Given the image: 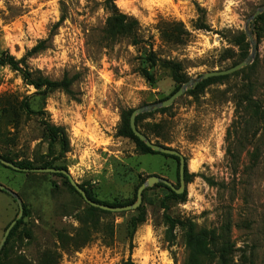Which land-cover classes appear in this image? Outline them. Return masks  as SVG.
Returning <instances> with one entry per match:
<instances>
[{
    "label": "rangeland",
    "instance_id": "1",
    "mask_svg": "<svg viewBox=\"0 0 264 264\" xmlns=\"http://www.w3.org/2000/svg\"><path fill=\"white\" fill-rule=\"evenodd\" d=\"M103 2L0 0V57L8 55L20 69L38 71L50 81L73 79L74 96L62 91L35 96L20 72L0 65V159L35 168L52 163L65 168L95 201L132 205L150 176L178 189L179 164L119 137L122 112L162 102L202 74L243 62L251 52L246 21L264 0H118V11L139 23L144 44L138 46L104 40ZM61 16L64 21L47 49L29 55ZM248 30L255 44L250 65L205 84L196 97L186 93L165 113L143 114L137 121L151 143L183 157L181 197L168 187L145 189L140 206L145 221L131 234L137 210L95 212L90 219L84 213L87 203L57 174L29 175L0 164V185L23 207L0 264H122L128 259L221 264L224 245L225 264H264V13ZM144 47L158 60L150 69L153 84L139 74L148 67L141 62ZM24 102L28 110L20 107ZM247 106L259 107L263 118H245ZM42 121L65 129L69 151L64 156L48 146ZM5 193L0 192V241L19 212Z\"/></svg>",
    "mask_w": 264,
    "mask_h": 264
},
{
    "label": "trees",
    "instance_id": "2",
    "mask_svg": "<svg viewBox=\"0 0 264 264\" xmlns=\"http://www.w3.org/2000/svg\"><path fill=\"white\" fill-rule=\"evenodd\" d=\"M117 1L118 0H104V2H103V8L108 14V17L106 18V21H105V24H104V29L102 31L104 40L106 42H108V45H112V44L118 43L121 40L130 41L132 46H138L140 44H144V42L142 40H140L139 35H138L139 23L134 18L120 13L118 11V9L116 8V6H115V3ZM63 21H64V17L61 16L59 21L53 25L48 38L43 40V41H40L30 51L29 55L36 54V53H39V52L47 49V45L46 44L49 43L52 40V38L55 35L56 30L59 28V26L61 25V23ZM173 30H178V29L173 27ZM235 34H236V36H238V38L240 40L243 41V35H241V33H235ZM141 53H142V58H141L142 65L145 64L148 67L142 66L139 69V74L149 84H153L155 82V80H154L153 75L150 73V69L153 68L156 65V63L158 62L156 54L151 49H146V47H144L142 49ZM164 64H169L170 65L172 63L169 61V62H165ZM0 65L1 66H8L12 70L20 72L22 77H23V80L25 81V83L28 86L33 87V89L36 91V95L35 96H39V97H44L45 98L47 95H49V94H51V93H53L55 91H62L64 93H66L67 95L71 96L72 98H74V96H72V92H71V89H70L71 86H72V83H73V79L72 80H68L66 77H64L61 81H50L49 79L43 77L40 74V72H38V71H30L29 69H20L19 63L16 62L12 57H9L8 55L0 57ZM226 78L227 77L209 78L206 81L201 82L200 84H198L191 91L187 92V95L190 96V97H196V93L198 91L202 90V88H203V86L205 84L211 85V84H213L215 82H221L223 79H226ZM248 103H249V105H254V103L251 101V98H248ZM20 107L24 108L25 110L29 109V106H28V104L26 102L22 103L20 105ZM254 109L255 110H251V106L245 107L244 110L247 113L243 114V116L245 118H248L249 120H254V119L258 120L257 118H263V113L262 112L260 114L258 113L259 112V107L254 106ZM166 110L167 109H160L156 113H165ZM132 111L122 112L121 123H120V125L118 127L117 135L119 137H124V138L130 139L135 144V146L137 148L141 149L144 153L159 154V153L152 152L148 147H146L144 145V143H142L137 137H135L134 134L132 133V131L130 130L129 118H130V115H131ZM248 112H251V113H248ZM40 114L42 116V112ZM153 114L154 113H150V114L148 113V114H146L144 116H152ZM144 116L142 115V116H138L136 118V121H135L136 127H137V121L139 120V118L140 117H144ZM246 124H248V123H246ZM42 125L44 127V138H45L48 146L49 147H53V146L57 147L58 148V152H59V156H61V157L64 156L69 151V144H68V141H67L65 129L63 127H58V126H55V125H51L47 121H42ZM164 156H166V155H164ZM167 157H169V156H167ZM170 158L176 159V161H178V164H179V159L177 157L170 156ZM7 162H10V161H7ZM13 165L16 166L17 168L21 169L20 172H28L29 175L32 174L30 171L34 170V169H55V170H60V171H65L66 172L65 168L53 167L52 163H48L47 165H45L42 168H40V167L39 168L32 167V165L30 163H15ZM4 168L5 169H9V168H6V167H4ZM184 173H186V167L185 166H184ZM57 176H59L62 179H64V181L66 182V184L68 185L70 190H72L83 202H85L82 199V197L79 194H77L75 189L70 185V177H69L68 174L67 175H63L61 173H58ZM178 182H179V166H178ZM155 187H162V188L167 189L166 186L162 185V184L155 185ZM82 190L86 194L87 200L92 202V203H94V204L105 205V206H109V207H124V206H128L127 204L108 205V204H105V203L97 202L94 199H92L86 193V190H84V189H82ZM168 191H170V193L174 197H178V198L181 197V194L177 195V194H175L173 191H171L169 189H168ZM0 192L5 193L4 191H1V190H0ZM136 193H137V191H136ZM5 194H7V193H5ZM135 201H136V194H135L134 200L132 201L131 204H133ZM136 210L140 214H139L138 218H132L131 219V229H132L131 234H133L135 232V230H136L138 225L144 223V221H145V219H144V215H145L144 211L142 209H140V207L138 209H136ZM95 212L103 214V215H108L109 214L108 212L102 211V210H100L98 208H95V207H92V206H90L88 204L86 205V208L84 209V213H85L86 217L92 219L94 217V215H95ZM82 235L86 236V233H83ZM81 244H80V246H83V243H81ZM80 246H78V248H80ZM225 249H226V245H224L223 249L220 250L219 260H220L221 264H225V257H226ZM224 253H225V257H224ZM122 264H134V263L130 259H128L126 262H123Z\"/></svg>",
    "mask_w": 264,
    "mask_h": 264
},
{
    "label": "water",
    "instance_id": "3",
    "mask_svg": "<svg viewBox=\"0 0 264 264\" xmlns=\"http://www.w3.org/2000/svg\"><path fill=\"white\" fill-rule=\"evenodd\" d=\"M262 13H264V6L257 9L256 12L246 21L244 33H245L247 40L250 44L251 52H250V55L243 62L235 65L234 67H232L230 69L224 70V71H214V72L202 74L197 79L190 80V81L186 82L185 84H183L168 99H166L162 102L156 103V104L146 105V106H142V107H139L137 109H134L130 115V118H129L130 130L132 131V133L134 134L135 137H137L142 143H144V145L146 147H148L154 153H159V154L167 155V156H174V157H177L179 159V188L176 189L166 179H163V178H160L157 176H150V177H148L146 182L143 183L137 189L135 203H133L132 205L124 206V207H109V206H105V205L94 204V203L88 201L86 194L83 192V190H81L78 187V185H76L70 179V185L76 190V192L82 197V199L88 205L95 207V208H98V209L105 211V212H110V213L131 212V211L138 209L141 206L143 191L145 189L152 188L153 186H155L157 184L165 185L166 187H168L171 191H173L177 195H180L184 192V166L185 165H184L183 157L179 153H177L176 151H174L172 149L151 143L150 140L137 129L136 124H135L136 118L140 115H143V114L152 113V112L158 111L160 109H165V108L170 107L174 103L175 100H177L179 97L184 96L188 91L194 89L199 83H201L204 80H207L209 78L228 76V75H231V74L247 67L248 65H250L251 61L254 57V53H255V44H254L253 39H252V34L248 30V25L250 23H252ZM0 164L4 165L5 167H8L12 170H15V171H21V169L17 168L13 164H11L7 161H4L2 159H0ZM30 172L34 173V174H58V173H61L63 175H67V173L65 171H60V170H55V169H34V170H31ZM0 190L6 192L7 194H9L14 199V201L16 202V204L18 206V210H19L16 220L13 221L7 227L5 233H4V235L0 241V252H1L8 236H9L11 229L14 227V225L17 223V221L21 218V216L23 214V207H22L21 200L19 199V197L15 193L7 190L6 188L2 187L1 185H0Z\"/></svg>",
    "mask_w": 264,
    "mask_h": 264
},
{
    "label": "bare ground",
    "instance_id": "4",
    "mask_svg": "<svg viewBox=\"0 0 264 264\" xmlns=\"http://www.w3.org/2000/svg\"><path fill=\"white\" fill-rule=\"evenodd\" d=\"M193 167L196 168L197 166L195 164H193Z\"/></svg>",
    "mask_w": 264,
    "mask_h": 264
}]
</instances>
